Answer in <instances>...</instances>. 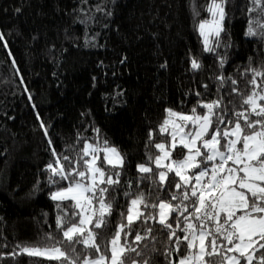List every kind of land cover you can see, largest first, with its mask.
Returning a JSON list of instances; mask_svg holds the SVG:
<instances>
[{"label": "trees", "instance_id": "16d2710c", "mask_svg": "<svg viewBox=\"0 0 264 264\" xmlns=\"http://www.w3.org/2000/svg\"><path fill=\"white\" fill-rule=\"evenodd\" d=\"M208 2L0 0V264H57L19 254L23 246L43 247L62 239L50 194L68 181L48 182L46 165L58 158L53 150L71 158L73 163L64 162L69 169L76 166L85 143L103 148L107 141L125 157L121 184L113 193L115 210L100 236L107 242L121 212L126 215V201L133 198L124 196L129 182L133 193H151L149 202H156L154 186L150 180L140 182L137 165L155 169L149 157L159 153L156 144L169 139L159 130L167 109L188 113L195 107L202 114L206 109L201 103L222 98L227 118L234 121L230 113L241 110V95L251 90V73L241 74L264 67V39L245 35L249 19L261 13L249 11L254 7L250 0H228L225 32L216 50L226 58L221 68L216 53L203 51L196 30L208 17ZM193 6L200 11L198 18ZM193 58L201 65L197 70L191 67ZM220 75L238 84L226 81L218 91ZM232 87L241 95L232 93ZM184 151L177 147L172 154L179 158ZM79 170H84L82 161ZM177 180L160 193L164 199L176 190ZM155 227L157 239L144 242L149 245L144 258L168 264L165 249L174 243ZM136 231L142 232V225L130 234V243ZM48 235L54 241L46 240ZM185 254L174 252L171 259L177 262ZM134 260L143 264L135 254L126 264Z\"/></svg>", "mask_w": 264, "mask_h": 264}, {"label": "snow or ice", "instance_id": "6c2138e0", "mask_svg": "<svg viewBox=\"0 0 264 264\" xmlns=\"http://www.w3.org/2000/svg\"><path fill=\"white\" fill-rule=\"evenodd\" d=\"M250 2L254 7L249 11H259L261 15L249 19L245 35L264 39V0ZM227 3L228 0H209L205 6L208 17L196 25L203 51L216 53L218 57L216 50L225 32ZM193 15L200 16L195 6ZM225 62V57H219L221 68ZM191 67L197 70L201 65L193 58ZM248 73L252 78L248 80L251 90L247 95H241L237 87L231 88L232 93L241 95V110L230 113L234 121L227 118L222 98L201 103L199 107L207 109L203 116L197 114L195 107L191 115L166 110L167 117L159 130L168 134L171 124V149L180 147L187 150L186 154L183 159L173 160L172 151L164 144H156L162 154L154 158L155 169L137 165L140 182L150 180L154 186L156 202H149L151 193H133L129 182L130 190L124 196L133 198L126 201V215L121 212V221L115 225L110 241L102 242L100 236L109 227V218L115 210L117 197L113 193L121 184L125 157L108 146L107 141L103 148L85 143L76 166L69 169L64 162L73 163L71 158L59 157L53 150L58 158L46 165L48 182L55 186L68 181L67 187L50 194L56 202V228L62 239L54 241L48 235L45 239L53 243L43 247L23 246L19 254L44 257L57 264H126L129 255L135 254L142 258L143 264H152L144 258L149 247L144 242L157 239L152 233L158 224L159 231L174 243V247L165 249L168 264H177L171 257L182 250L186 254L180 256L178 264H264V67H249L241 75ZM216 79L218 91L226 81L238 84L223 75ZM149 137L151 140V132ZM81 161L83 171L79 170ZM104 164L108 167L101 166ZM174 178H178L176 190L166 200L160 193L168 190ZM137 224L142 225V232L136 231L130 243L129 236ZM151 250L157 251L154 245ZM80 251L89 255L82 256L78 254ZM133 264L140 262L134 260Z\"/></svg>", "mask_w": 264, "mask_h": 264}, {"label": "rangeland", "instance_id": "374dc122", "mask_svg": "<svg viewBox=\"0 0 264 264\" xmlns=\"http://www.w3.org/2000/svg\"><path fill=\"white\" fill-rule=\"evenodd\" d=\"M173 111H175V110H173ZM175 112H177V113H181V114H185V115H191L192 114V112H188V113H185V112H179V111H175ZM207 112V109L204 111V113H202V114H198V115H200V116H203L205 113ZM166 117H167V114H166V116L164 117V119H163V121L166 119ZM163 121H162V123H163ZM169 127V139H168V141H166V142H159L158 144H164L165 146H166V149L167 150H169V151H173L172 149H171V144H172V139H171V135H170V130H171V124L168 126ZM110 147H112V146H110ZM159 150V149H158ZM186 151L187 150H185L184 151V155L186 154ZM162 153L160 152V150H159V153L157 154V155H161ZM102 155H103V152H102ZM156 155V156H157ZM184 155L183 156H181V157H179V158H176V157H174V155L172 154V159L173 160H179V159H183V157H184ZM89 159H91V157H89ZM165 163H170L171 161H164ZM229 163H231V162H229ZM153 164L155 165V163H154V159H153ZM146 166H149V165H146ZM55 191H57V190H55ZM177 264H178V261H177Z\"/></svg>", "mask_w": 264, "mask_h": 264}]
</instances>
